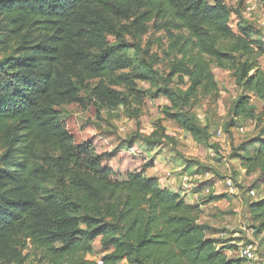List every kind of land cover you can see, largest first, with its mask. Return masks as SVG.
Returning a JSON list of instances; mask_svg holds the SVG:
<instances>
[{
	"label": "trees",
	"instance_id": "16d2710c",
	"mask_svg": "<svg viewBox=\"0 0 264 264\" xmlns=\"http://www.w3.org/2000/svg\"><path fill=\"white\" fill-rule=\"evenodd\" d=\"M226 1L0 0V264H24L28 249L40 264H247L229 258L235 246L219 248L200 206L157 177L120 179L102 167L92 144L75 145L59 111L82 104L86 89L109 107L125 105L107 83L126 86L131 98L141 96L136 81L157 83L159 74L144 63L126 74L132 65L108 40L144 34L152 24L176 55L170 75L188 79L185 102L218 101L211 65L249 94L235 115L254 121L259 136L237 158L264 193V42L243 18L242 0H230L239 2L236 10ZM94 80L100 83L89 90ZM250 95L262 102L260 112ZM171 118L197 141L211 137L195 116ZM248 210L256 235L264 234V195ZM97 242L100 262L88 259Z\"/></svg>",
	"mask_w": 264,
	"mask_h": 264
},
{
	"label": "rangeland",
	"instance_id": "374dc122",
	"mask_svg": "<svg viewBox=\"0 0 264 264\" xmlns=\"http://www.w3.org/2000/svg\"><path fill=\"white\" fill-rule=\"evenodd\" d=\"M209 2L213 3V0ZM226 2L234 10L238 9L239 2ZM241 11L264 42V0H242ZM131 22L126 24L130 26ZM237 23L233 17L231 26L236 29ZM148 28L144 34L133 30L122 41L112 37L108 40L132 65L126 74L134 73L144 63L159 74L158 82L136 81L140 98H131L124 85L112 87L107 83L126 100L125 105L114 108L97 100L88 89L83 90L82 104H65L59 108L67 130L75 145L92 144L95 155L101 159V166L112 169L120 179L136 172L157 177L163 188L200 206L203 210L201 222L215 230L214 237L221 244L219 248L236 247L227 248L229 258L242 259L241 248L250 242L255 243L261 253L264 234L251 236L247 232L255 224L248 204L264 193L254 186L258 175L247 176L237 158L242 153V145L259 136L254 121L235 115L237 104L249 94L231 73L211 65L219 86L218 101L202 100L198 105L193 100L185 102L188 79L182 81L170 75L176 55H170L169 39L164 32L156 31L152 24ZM4 56L0 55V58ZM261 64L264 67V58ZM99 83L100 80H94L87 87L91 90ZM249 104L256 112L262 110V102L254 96L250 95ZM178 113L195 116L201 126H208L211 137L205 142L195 140L178 119L171 118ZM215 147L218 149H211ZM151 162L154 167L147 168ZM228 178L233 180L232 188L226 183ZM185 185L189 186L188 189ZM251 190L256 191L255 197L249 193ZM95 248V254L88 259L100 262L104 252L99 242ZM24 255V264H40L31 249ZM260 259V264H264V259ZM122 264L129 263L124 261Z\"/></svg>",
	"mask_w": 264,
	"mask_h": 264
},
{
	"label": "built area",
	"instance_id": "2783aa9c",
	"mask_svg": "<svg viewBox=\"0 0 264 264\" xmlns=\"http://www.w3.org/2000/svg\"><path fill=\"white\" fill-rule=\"evenodd\" d=\"M250 10V9H249ZM241 131H244L243 128H241ZM227 185L232 188L233 187V180L231 178H228L226 180ZM186 189H188V185L184 186ZM252 196H256V191L255 190H251L249 192ZM247 232L253 236L256 233V230L254 228L252 229H248ZM241 258L244 259L246 262L248 263H256V264H260V256H259V252H258V248L257 245L253 242L247 243L245 244V246H242L241 248Z\"/></svg>",
	"mask_w": 264,
	"mask_h": 264
},
{
	"label": "crops",
	"instance_id": "0c3cea01",
	"mask_svg": "<svg viewBox=\"0 0 264 264\" xmlns=\"http://www.w3.org/2000/svg\"><path fill=\"white\" fill-rule=\"evenodd\" d=\"M188 203V202H187ZM188 204H190V205H196V204H192V203H188Z\"/></svg>",
	"mask_w": 264,
	"mask_h": 264
}]
</instances>
